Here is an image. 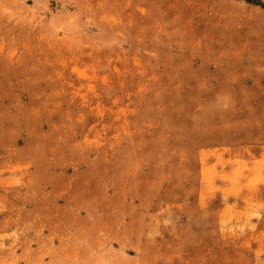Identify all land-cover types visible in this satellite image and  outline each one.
Masks as SVG:
<instances>
[{
  "label": "rangeland",
  "instance_id": "obj_1",
  "mask_svg": "<svg viewBox=\"0 0 264 264\" xmlns=\"http://www.w3.org/2000/svg\"><path fill=\"white\" fill-rule=\"evenodd\" d=\"M0 264H264V0H0Z\"/></svg>",
  "mask_w": 264,
  "mask_h": 264
}]
</instances>
